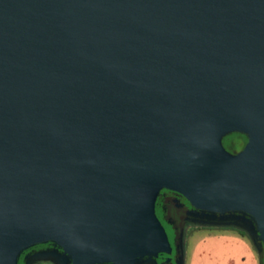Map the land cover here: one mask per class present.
I'll list each match as a JSON object with an SVG mask.
<instances>
[{"label":"water","instance_id":"obj_1","mask_svg":"<svg viewBox=\"0 0 264 264\" xmlns=\"http://www.w3.org/2000/svg\"><path fill=\"white\" fill-rule=\"evenodd\" d=\"M163 188L264 248V0H0V264H165Z\"/></svg>","mask_w":264,"mask_h":264},{"label":"rangeland","instance_id":"obj_2","mask_svg":"<svg viewBox=\"0 0 264 264\" xmlns=\"http://www.w3.org/2000/svg\"><path fill=\"white\" fill-rule=\"evenodd\" d=\"M229 135L223 137V144L226 149L233 150L240 146V143L229 144ZM165 224L172 242L174 230L169 224ZM181 240L183 264H193L192 262L200 252H203L204 262L197 264H252V260L249 258L251 255H255L251 247V244H254V239L243 226L238 224L186 221L181 233ZM240 254L246 257L245 263L240 261ZM210 256L214 258L215 262H211V259L206 258ZM261 258L264 264V252L261 253ZM33 264L54 263L49 259H40Z\"/></svg>","mask_w":264,"mask_h":264},{"label":"flooded vegetation","instance_id":"obj_3","mask_svg":"<svg viewBox=\"0 0 264 264\" xmlns=\"http://www.w3.org/2000/svg\"><path fill=\"white\" fill-rule=\"evenodd\" d=\"M246 142H247V138H246V141L240 144V146L236 147L233 150H229V151L233 153L239 152L244 147ZM158 198H162L161 205L165 211V214L163 215L164 223L163 222L162 223L164 224L166 231H167V226L165 223L169 224L174 230V239L172 241L173 250L170 254H166V253L159 254L157 258L158 263L164 262L165 259L169 257L170 260L167 261L165 264H180L182 260V249L180 245L181 233L183 230L184 223L186 221L194 220V221L203 222L206 220H210V221L226 222L230 220H225L224 218L228 216H231V217L235 216V214L233 213H228L224 215L203 214L200 211L195 210L191 206V204L181 194L175 191L165 189V188L160 190V193L157 199ZM168 205H170L171 207H168ZM231 221H236L238 223L247 224L240 217H236V219L231 220ZM56 249L58 251H61L60 247H58L57 245L49 241L34 244L21 252L18 258V262L19 264H33L34 262L41 259L37 256L38 252H42L45 250H56Z\"/></svg>","mask_w":264,"mask_h":264},{"label":"trees","instance_id":"obj_4","mask_svg":"<svg viewBox=\"0 0 264 264\" xmlns=\"http://www.w3.org/2000/svg\"><path fill=\"white\" fill-rule=\"evenodd\" d=\"M229 136H230V141H229L230 143L229 142L228 143L231 144V145H234L236 143H240L241 144L244 141H246V138H247L244 134L239 133V132L230 133ZM241 140H242V142H241ZM161 200H162V198H158L157 201H156V213H157L158 217L160 218V220L164 223L163 215L165 214V211H164V209H163V207L161 205ZM168 207H171V206L168 205ZM236 217L242 218V220L244 222H246L248 225H250V223H251L250 219L248 218V215H245V214H238L237 213V214H235L234 217L228 216V217H226L224 219L231 221V220L236 219ZM256 241H257V243L259 245L260 252L261 253L264 252L263 246L261 244H259L257 239H256Z\"/></svg>","mask_w":264,"mask_h":264},{"label":"crops","instance_id":"obj_5","mask_svg":"<svg viewBox=\"0 0 264 264\" xmlns=\"http://www.w3.org/2000/svg\"><path fill=\"white\" fill-rule=\"evenodd\" d=\"M239 244V242L237 243V245ZM197 245V244H196ZM195 245V246H196ZM252 247V251L254 252L255 255H251V257L249 259L252 260V264H263L262 258H261V252H260V248L259 245L257 243L256 240H254V244H251ZM182 249V246H181ZM182 253H183V249H182ZM211 259V262H215L211 256L210 257H206ZM240 261H242L243 263H245L246 261V257L242 254H240L239 256ZM204 262V256H203V252H200L196 257L195 260L192 262L193 264H197V263H202ZM231 262V261H230Z\"/></svg>","mask_w":264,"mask_h":264}]
</instances>
